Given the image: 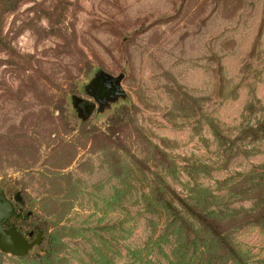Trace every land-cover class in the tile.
<instances>
[{
	"label": "rangeland",
	"instance_id": "1",
	"mask_svg": "<svg viewBox=\"0 0 264 264\" xmlns=\"http://www.w3.org/2000/svg\"><path fill=\"white\" fill-rule=\"evenodd\" d=\"M0 21V187L25 201L17 228L41 231L0 264H196L152 189L228 212L264 196V137L242 132L264 119V0H19ZM120 72L113 101L79 110L94 75ZM230 220L264 264V225Z\"/></svg>",
	"mask_w": 264,
	"mask_h": 264
},
{
	"label": "trees",
	"instance_id": "2",
	"mask_svg": "<svg viewBox=\"0 0 264 264\" xmlns=\"http://www.w3.org/2000/svg\"><path fill=\"white\" fill-rule=\"evenodd\" d=\"M18 1L0 0V13L15 7ZM1 41L2 35L0 27ZM128 114L129 111L125 104L118 105L112 111L109 115V120L115 126L113 130L118 131L124 128L128 122ZM242 132L251 138L264 137V119L254 125L246 126ZM163 184L164 186L162 188L152 189L148 197L149 199L155 198L160 207L166 210L171 218L179 225L180 229L186 231V233H182V245L191 246L189 244H192L193 253L200 254L196 264H216L230 259L237 264H248L236 248L228 241L223 229H225L230 218V221L234 225L243 223V221L264 225V196L258 193L254 195L253 208L234 209L228 212L219 207L204 205L200 201L201 197L197 199L189 197L190 199H188L177 193L166 181H163ZM19 196L23 202L21 205H24V199H22L21 195ZM148 203L151 202L148 201ZM18 216H20V213L15 218ZM2 223L5 226L8 220L5 219ZM185 226H188V228ZM217 250L219 252L213 255V251Z\"/></svg>",
	"mask_w": 264,
	"mask_h": 264
},
{
	"label": "water",
	"instance_id": "3",
	"mask_svg": "<svg viewBox=\"0 0 264 264\" xmlns=\"http://www.w3.org/2000/svg\"><path fill=\"white\" fill-rule=\"evenodd\" d=\"M104 75L105 80H111L119 93L118 82L121 79L123 73L120 72L117 75ZM14 197L23 203L18 193H16ZM17 214L18 212L13 200L8 197L4 190L0 187V249L13 255H24L34 244L40 242L41 231H38L37 236L34 239L29 240L28 237L15 226L14 222H11V224L7 227L3 225V220Z\"/></svg>",
	"mask_w": 264,
	"mask_h": 264
},
{
	"label": "flooded vegetation",
	"instance_id": "4",
	"mask_svg": "<svg viewBox=\"0 0 264 264\" xmlns=\"http://www.w3.org/2000/svg\"><path fill=\"white\" fill-rule=\"evenodd\" d=\"M89 95L91 99H84L76 97L74 98L76 105L78 106L79 110L83 113L88 112L90 113L95 107L97 103L100 108H103L109 101H113L118 95V91L114 87L111 80H105L101 75H94L90 81V88H89ZM78 98V99H77ZM103 105V106H102ZM15 196V195H14ZM19 202L20 205H15L16 210L18 213L21 211V202L19 199L14 197V202ZM18 215V214H17ZM15 215V216H17ZM12 216V217H15ZM8 218V223L5 227L9 226L11 222H14L11 218ZM15 224V223H14ZM38 231L33 232V230H29L25 235L28 237L29 240L34 239L37 236Z\"/></svg>",
	"mask_w": 264,
	"mask_h": 264
}]
</instances>
